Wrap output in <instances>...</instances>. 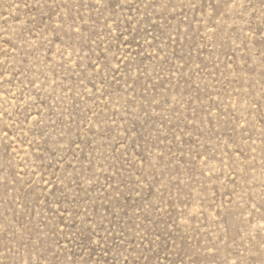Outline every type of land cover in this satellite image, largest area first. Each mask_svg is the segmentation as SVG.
I'll use <instances>...</instances> for the list:
<instances>
[{
    "label": "rangeland",
    "instance_id": "rangeland-1",
    "mask_svg": "<svg viewBox=\"0 0 264 264\" xmlns=\"http://www.w3.org/2000/svg\"><path fill=\"white\" fill-rule=\"evenodd\" d=\"M0 264H264V0H0Z\"/></svg>",
    "mask_w": 264,
    "mask_h": 264
}]
</instances>
